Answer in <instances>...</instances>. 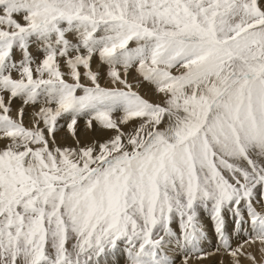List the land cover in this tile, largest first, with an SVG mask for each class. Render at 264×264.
Segmentation results:
<instances>
[{
  "label": "snow or ice",
  "instance_id": "1",
  "mask_svg": "<svg viewBox=\"0 0 264 264\" xmlns=\"http://www.w3.org/2000/svg\"><path fill=\"white\" fill-rule=\"evenodd\" d=\"M216 256L264 264V0H0V264Z\"/></svg>",
  "mask_w": 264,
  "mask_h": 264
},
{
  "label": "rangeland",
  "instance_id": "2",
  "mask_svg": "<svg viewBox=\"0 0 264 264\" xmlns=\"http://www.w3.org/2000/svg\"><path fill=\"white\" fill-rule=\"evenodd\" d=\"M259 256V254H257ZM221 257L219 256H216V257H213L212 259L210 260H204L202 262V264H216V261H219Z\"/></svg>",
  "mask_w": 264,
  "mask_h": 264
},
{
  "label": "bare ground",
  "instance_id": "3",
  "mask_svg": "<svg viewBox=\"0 0 264 264\" xmlns=\"http://www.w3.org/2000/svg\"><path fill=\"white\" fill-rule=\"evenodd\" d=\"M221 259V258H220Z\"/></svg>",
  "mask_w": 264,
  "mask_h": 264
}]
</instances>
